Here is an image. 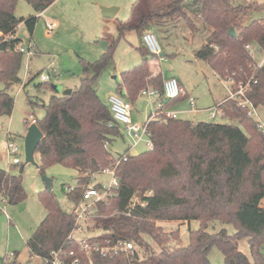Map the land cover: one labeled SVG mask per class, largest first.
Instances as JSON below:
<instances>
[{"label":"trees","instance_id":"1","mask_svg":"<svg viewBox=\"0 0 264 264\" xmlns=\"http://www.w3.org/2000/svg\"><path fill=\"white\" fill-rule=\"evenodd\" d=\"M23 1L41 14L56 0ZM17 2L0 0V33L9 34L23 23L32 41L38 17L18 19L14 14ZM262 10L264 5L255 1L233 5L230 0H137L130 20L121 24L120 35L134 31L142 42L150 26L179 18L196 31L192 17L198 18L210 35L195 57L205 61L220 78L231 81L232 91L239 84L247 85L243 99L257 110L264 109V64L259 66L245 48L251 44L260 52L264 50V20L245 23L248 13ZM230 28L235 37L229 35ZM103 40L108 48L99 59L80 60L79 85L69 96H62L51 85L56 75L48 73L50 80L35 86L36 90H52L47 103L27 100L45 113L41 119L35 118L43 134L35 150L40 157L37 168L44 171L61 164L78 173L77 186L66 192L72 207L81 201L91 175L115 159L103 144L121 136L117 126H109L113 122L110 110L95 91V83L112 64L116 49L115 41ZM21 41L17 37L0 45V80L5 84L0 92V116H10L13 110L14 98L7 89L20 83L22 56L13 47ZM136 49L142 61L120 74L116 93L134 104L142 90L157 92L161 109L170 108L181 98L162 97L164 80L153 68L158 56L151 55L143 43ZM216 109L229 123L162 117L146 124L151 149L127 155V160L119 163L115 170L117 188L105 201L96 203L86 218L101 231L84 239L89 250H82L77 241L69 239L75 227L72 211H63L51 191L39 193L46 215L26 241L30 256L45 259L52 252H60L62 257L72 252V256L64 257L66 264L75 260L77 264H212L209 254L217 249L224 264H264V134L237 100L227 97ZM24 121L28 126V119ZM21 181L20 175L10 177L0 170V195L13 205L26 198ZM191 221H198L200 227L188 232L185 247H171L178 244L179 231L165 232L158 225ZM214 221L231 225L235 233L228 235L224 229L207 232L208 223ZM242 239L247 240L249 257L238 249ZM117 242L132 243L134 251L127 256L120 252L102 256L93 249L95 244L106 248Z\"/></svg>","mask_w":264,"mask_h":264},{"label":"rangeland","instance_id":"2","mask_svg":"<svg viewBox=\"0 0 264 264\" xmlns=\"http://www.w3.org/2000/svg\"><path fill=\"white\" fill-rule=\"evenodd\" d=\"M230 1L233 5L251 1L264 5V0ZM136 2L137 0H56L44 12L36 14L29 4L18 0L14 11L18 19H25L28 16L38 17L31 38L38 55L33 56L29 64H26L25 60L21 62L18 72L20 83L13 84L7 89V92L14 98L12 113L10 116H0V170L7 172L10 177L20 175L22 189L26 196L23 202L16 205L11 204L9 198L4 195L0 198V264H42L40 258L30 256L25 244L46 215L38 198L39 193L46 189L44 178L51 180V193L55 195L59 206L65 212H71L73 209L72 204L66 198V189L68 187L75 188L78 182L77 171L61 164H54L44 171H40L37 168L40 165L38 153L34 154L37 167L24 163V139L30 126L29 124L27 126L24 120L29 119L30 116L41 119L45 114L42 107L30 106L27 102L28 98L34 102L47 103L53 94L52 90H36L35 86L42 83L40 75L46 76L48 73L56 75L50 81L53 87L63 89L67 86H78L80 60L94 62L99 59L103 52L100 46V42L105 41L103 39L116 42L113 54L114 64L119 60L125 67L122 70L118 69L121 71L120 73L139 65L142 57L137 49L129 47L130 50H127L129 52H123L124 49H129L127 44L129 42L137 47L139 36L134 31L120 35L121 24L130 20L132 7ZM103 8H116L114 18H104ZM192 18L198 28L196 31L190 30L180 18L159 25L154 24L148 28L147 32H152L156 36L161 47V54H163L157 57L153 65L160 67L163 75L179 77L188 95L194 98L195 108L201 111V114L199 113L200 115L193 119L194 114L190 110L193 111L194 108L189 105L188 100L183 101L187 112L178 114V119L196 123L201 121L216 124L229 123L216 108L231 94L233 99L238 102L235 95L238 89L232 91L230 85L216 75L205 61L195 57L197 50L207 43L210 32L208 29H204L198 18ZM253 20H264V10L246 15V24ZM47 24L55 25L50 34L47 33ZM21 26L23 30H19L20 38L25 43L29 39V34L24 24ZM250 47L253 46L250 44ZM251 54L256 63L262 62L264 52L252 48ZM114 64L105 68L95 85L97 88L100 87L104 95L111 92L113 88V93L126 100L116 93V82L119 78ZM38 73V77L25 86L27 81ZM3 90H5V84L0 80V92ZM104 100V104L109 108L107 98L105 97ZM157 107L158 101L154 94L142 96L139 93L132 106L133 122L144 124ZM212 113L215 114L214 118L210 117ZM257 113V121L264 127V109H258ZM120 134L121 136L116 137L108 145L103 144L104 149L108 150L114 158L124 154L133 144V139L123 133ZM8 142L14 143L19 149L20 164L18 165H13L12 158L7 156L6 144ZM146 142L147 138L144 137L129 151L130 155L146 152L148 150ZM97 183L107 185L109 177L96 175L94 179L90 180L89 186ZM262 206H264V201H262ZM79 225L81 232L75 233L76 238L86 239L101 234L100 229H95L94 223L88 220L81 221ZM158 225L165 232L179 231V242L172 244L171 247L187 246L188 232L195 231L200 227L198 221L184 224L161 222ZM223 229L228 235L235 233L231 225L221 224L218 221L208 223L206 231L216 233ZM238 249L248 257L250 256L246 239L238 242ZM209 260L212 264H224L223 257L217 249L211 251Z\"/></svg>","mask_w":264,"mask_h":264},{"label":"built area","instance_id":"3","mask_svg":"<svg viewBox=\"0 0 264 264\" xmlns=\"http://www.w3.org/2000/svg\"><path fill=\"white\" fill-rule=\"evenodd\" d=\"M23 23L18 24L14 30L6 35H3L0 33V40L1 43L4 42H11L15 40V38H20L19 30H23L22 25ZM55 28L54 24H47L46 29L47 33L50 34V31ZM142 43L147 49V51L153 55V56H160L161 55V47L158 43V40L154 33L152 32H145L142 35ZM245 48L248 51H252V48L250 45H246ZM13 50L20 54L22 56V61L25 60L26 64H29L31 61V58L34 56L35 46L32 43V41H27L24 43V41H21V43L15 45L13 47ZM264 52V50H263ZM264 64V57L262 62L258 63L259 66ZM26 66V70H27ZM28 79V78H27ZM40 79L42 82L49 81V75H40ZM229 85H231V81L227 82ZM247 88V85L239 84L238 90L235 92L236 97L238 98V104L239 106H242L246 109V113L251 118H256L255 121L257 122L258 129L264 134V127L257 121L258 113L257 109L248 101L243 99V94ZM148 94H154L156 97H158L157 92H149L146 90H142L140 92V95L147 96ZM161 95L165 100L169 99H176V98H185L188 100L189 105L194 108L195 106V100L194 98L190 97L187 92L180 86L179 81L176 78H168L164 80L162 85V91ZM229 98L233 99V95L231 94ZM109 102V110L111 113V116L113 118V122L109 125L111 126H117L120 133H123L124 135L128 136L130 139H133V144L129 146L127 152L125 151L124 154L121 156L113 159L110 166L105 167L102 169L99 173L93 174L90 177L91 179H94L96 175H103L109 177V183L107 185H104L102 183H97L95 185H99L100 188L96 189L94 188L95 185L89 186L85 189L83 193V197L81 201L73 207L72 213L75 218V227L72 230V232L69 235L70 240H75L78 242L80 248L82 250H89L88 244L84 241V238H76L75 233L81 232V228L79 223L81 221H85L88 217V214L93 211V206L98 202H103L111 196L112 191L114 188H117L118 186V180L115 176V170L116 167L119 165L120 162L127 160V155H129V151L135 147L144 137L147 138L146 146L148 149H151V143L148 139L147 132H146V124L150 122L151 120H159L162 117L165 118H171L175 119L177 118L176 112H170L168 110H162V104L158 102V107L156 108L155 112L152 113L147 121L144 124H137L133 122L132 119V104L128 102L125 99H122L121 97L117 95L110 96L108 99ZM221 114V113H220ZM215 114L212 113L210 116L211 118H214ZM36 119L33 116H30L28 119V124L32 125L35 124ZM105 145H108L105 143ZM6 153L9 158H12V164L18 165L20 164V161L18 159V153L19 149L18 147L12 143L8 142L6 144ZM73 188L68 187L66 189V192H70ZM94 251L98 252L102 256H106L115 252L123 253L124 255H129V253H132L134 251V246L130 242H117L113 246H109L106 248H102L95 244L93 247ZM73 253L70 252L67 256H72ZM64 257L60 256V252H52L50 254V257L41 259L42 264H66ZM7 260V257H6ZM72 264H77V260L73 261Z\"/></svg>","mask_w":264,"mask_h":264},{"label":"water","instance_id":"4","mask_svg":"<svg viewBox=\"0 0 264 264\" xmlns=\"http://www.w3.org/2000/svg\"><path fill=\"white\" fill-rule=\"evenodd\" d=\"M116 10H117L116 8H103L102 10L103 17L106 19L114 18ZM228 33L231 37H235V32L233 28H230ZM100 46L102 50L105 52L108 48V43L105 41H102L100 42ZM162 55L163 54H161L160 56ZM71 93H72L71 89H66L61 92L62 96H69ZM42 138H43V134L41 133V131L35 124H32L28 127L27 133L24 139V157H25L24 163L25 164H31L37 167V164L34 161V154ZM44 182H45L46 190L51 191L50 189L51 180L48 178H44Z\"/></svg>","mask_w":264,"mask_h":264},{"label":"crops","instance_id":"5","mask_svg":"<svg viewBox=\"0 0 264 264\" xmlns=\"http://www.w3.org/2000/svg\"><path fill=\"white\" fill-rule=\"evenodd\" d=\"M139 38V37H138ZM105 42H107V41H105ZM108 43V42H107ZM128 44V48L129 47H131V48H137L138 47V45H140V44H142V42H141V40H140V38H139V44L137 45V47H134V45L132 44V43H127ZM127 50H130V48L129 49H124L123 50V52H129V51H127ZM102 53H104V51L102 52ZM102 55V54H101ZM136 56H135V62H136ZM114 64V61H112V65ZM115 66H116V72H117V74H118V78H119V76H120V72L121 71H118V69L119 70H122V68L124 69L125 67H123L122 66V62L121 61H117V63H115L114 64ZM124 65V64H123ZM153 68H154V70H155V72H157V73H160L161 75H162V77H163V80H166V79H168V78H176L178 81H179V84H180V86L186 91V89H185V87H184V84H183V82L181 81V79L179 78V77H176V76H166V75H163V73H162V71H161V69H160V67H155L154 65H153ZM77 86H74V87H71V86H67V87H65V88H63V89H60V88H57L58 89V91L60 92V90H61V92L63 91V90H66V89H71V90H73L74 88H76ZM95 91H96V93H97V95L99 96V98L102 100V102L104 103L105 102V100H104V98L106 97L107 98V100H108V98L110 97V96H113V95H116L115 93H113V88H112V91L111 92H109L107 95H104L103 93H102V91H101V89H100V87H98L97 88V85H95ZM60 92V93H61ZM187 92V91H186ZM188 94V93H187ZM103 96H105V97H103ZM183 101H187V99H185V98H181L180 100H178L177 102H175L172 106H170V108H168V109H166V110H168V111H170V112H176L177 113V115L178 114H183V113H186L187 111H186V105L184 106L183 105ZM132 106H133V104H132ZM189 106V105H188ZM190 109H191V107H190ZM191 111V113L192 114H194L193 116H192V118L193 119H195V118H197L201 113V111H200V109H196L195 108V106H194V110L192 111V109L190 110ZM190 111H188V113H190ZM200 113V114H199ZM202 120H205V119H202ZM194 123H196L195 121H193ZM201 122H203V121H201ZM129 155H130V152H129ZM0 198H2V195H0ZM7 198V197H6ZM184 224V223H183ZM7 240H8V238H7ZM247 256V255H246Z\"/></svg>","mask_w":264,"mask_h":264}]
</instances>
